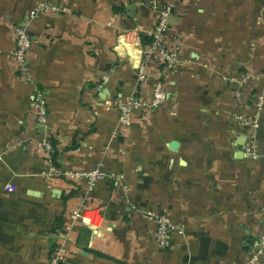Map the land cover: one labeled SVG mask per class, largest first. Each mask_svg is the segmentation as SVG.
Returning <instances> with one entry per match:
<instances>
[{"label":"crops","instance_id":"0c3cea01","mask_svg":"<svg viewBox=\"0 0 264 264\" xmlns=\"http://www.w3.org/2000/svg\"><path fill=\"white\" fill-rule=\"evenodd\" d=\"M38 1L0 0V264H49L59 231L84 205L85 180L47 177L51 166L112 175L86 203L100 227L73 222L62 264H248L264 221V157L244 154L234 114L252 107L237 102L231 78L247 72L246 94H264V0L179 4L167 42L179 41L185 63L163 80L169 100L129 125L114 102L152 95L138 82L134 39L153 29L151 0H54L66 10L32 19ZM18 25L33 39V82L10 54ZM35 87L47 98L59 166L39 144ZM149 210L180 226L171 247L154 241Z\"/></svg>","mask_w":264,"mask_h":264},{"label":"built area","instance_id":"2783aa9c","mask_svg":"<svg viewBox=\"0 0 264 264\" xmlns=\"http://www.w3.org/2000/svg\"><path fill=\"white\" fill-rule=\"evenodd\" d=\"M186 0H151V9L155 13V22L153 29L148 34L149 41H145L141 34H135V41L140 52V61L137 65V78L139 83H150L152 85V95L150 98L145 96H131L127 99L114 102V105L121 112V124L129 125L132 115L135 112L141 114L150 109H159L169 100V92L163 80L168 78L181 63L185 60L181 56L179 41L177 45H170L167 42V35L171 27V17L174 15L179 4ZM66 10L54 0H39L37 4L29 12L30 18L34 19L46 13H56ZM132 33V32H130ZM15 46L11 50V57L24 80L33 82L34 72L29 59V52L32 47L33 39L28 29L24 25L15 27ZM124 44L120 41V45ZM162 65L164 71H153L152 64ZM158 66V65H157ZM253 76L247 72H241L231 78L236 84L234 92L235 99L239 103H243L247 107L251 106L252 110L247 112L245 109L239 110L234 114L235 119L239 123L243 135L245 136V144L243 146L244 154L253 159L258 160L264 157V148L259 144V128L260 114L264 109V94L256 91L246 94V86L250 83ZM247 102H249L247 104ZM32 104L35 109L36 121L40 126L42 138L39 142L44 149L50 162H53L52 154L55 149L47 134L49 124V111L46 95L40 87H35L32 95ZM1 162V158H0ZM52 175H64L70 180L84 179L86 182L84 205L73 210L69 219L70 222L65 223L59 231L60 242L56 246L49 264H62L67 259V248L65 243L72 223L80 220L84 225L88 226L94 232L100 227V215L97 214L90 206L86 205L89 197L94 192L96 186L101 181L111 178L102 166H97L85 170H69L62 167L51 166L47 177ZM118 178H116L117 180ZM5 188L14 191L16 186L8 183ZM264 210V207H263ZM146 218L154 225L153 239L162 248H168L173 245L171 231L181 230L171 217L165 212H157L149 210L145 213ZM264 257V221L262 229L257 240L249 254L248 264H258Z\"/></svg>","mask_w":264,"mask_h":264},{"label":"trees","instance_id":"16d2710c","mask_svg":"<svg viewBox=\"0 0 264 264\" xmlns=\"http://www.w3.org/2000/svg\"><path fill=\"white\" fill-rule=\"evenodd\" d=\"M144 40H145V41H149V37L144 38ZM54 152H55V151H54ZM52 159H53V161H55V164H56L57 166H59V164H58V162H57V154H56V152L52 154Z\"/></svg>","mask_w":264,"mask_h":264}]
</instances>
